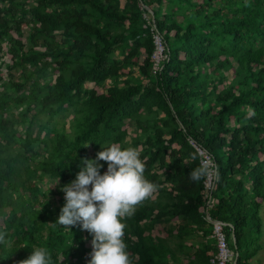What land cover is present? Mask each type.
Masks as SVG:
<instances>
[{
    "label": "trees",
    "instance_id": "obj_1",
    "mask_svg": "<svg viewBox=\"0 0 264 264\" xmlns=\"http://www.w3.org/2000/svg\"><path fill=\"white\" fill-rule=\"evenodd\" d=\"M1 61L0 264L34 247L88 264L92 237L55 224L64 194L40 183L69 184L111 144L137 149L159 185L122 221L133 264H212L207 215L251 264L264 235V0H0ZM197 148L219 169L213 205L188 177Z\"/></svg>",
    "mask_w": 264,
    "mask_h": 264
},
{
    "label": "clouds",
    "instance_id": "obj_2",
    "mask_svg": "<svg viewBox=\"0 0 264 264\" xmlns=\"http://www.w3.org/2000/svg\"><path fill=\"white\" fill-rule=\"evenodd\" d=\"M102 148L94 159H82L75 179L60 189L65 203L55 224L69 231L79 227L88 232L92 237L88 264H133L123 239L126 224L122 221L157 193L159 185L145 177L146 165L137 149L119 144ZM190 159L199 161L188 174L190 181L219 179L218 166L202 149L192 152ZM104 164L107 169L101 174ZM6 237V232H0V245H9ZM19 264H52L51 254L34 247Z\"/></svg>",
    "mask_w": 264,
    "mask_h": 264
},
{
    "label": "built area",
    "instance_id": "obj_3",
    "mask_svg": "<svg viewBox=\"0 0 264 264\" xmlns=\"http://www.w3.org/2000/svg\"><path fill=\"white\" fill-rule=\"evenodd\" d=\"M157 45L159 49L158 54L160 52V54L163 55L164 49L162 47V44L159 38H157ZM165 58L166 57L163 56V59ZM154 59H155V56H154ZM2 61L5 63H10V61L6 58V56L2 59ZM2 61L0 62V64L2 63ZM160 62L161 61L159 60L158 62H156L155 70L158 69ZM197 150L199 151L201 149L197 148ZM215 181L216 179L205 182L206 195L210 197V201H209L210 205H213L214 203V200L212 199V191L215 186ZM214 236L217 239L218 253H217V256L214 259H212L211 263L212 264H234L236 255L229 248L226 234L224 233V225L222 223L217 222L216 224H214Z\"/></svg>",
    "mask_w": 264,
    "mask_h": 264
},
{
    "label": "rangeland",
    "instance_id": "obj_4",
    "mask_svg": "<svg viewBox=\"0 0 264 264\" xmlns=\"http://www.w3.org/2000/svg\"><path fill=\"white\" fill-rule=\"evenodd\" d=\"M28 31H29V29L28 28H25V32L28 33ZM158 51H159V49L157 50V52L155 54V61L156 62H158V60L161 61L163 59V55L160 54V52L158 54ZM6 58L9 61H11L9 56H6ZM9 80H10L9 77H7V81H9ZM87 86H88V88H93V85H89L88 84ZM63 119H64L63 117L58 116L54 120V122L55 123H58V126L60 127V126H62ZM70 119L71 118L66 119L65 122L68 124ZM38 128H39L38 126H35L34 127V129H33V133L34 134H37L38 133V131H39ZM19 129L22 130V128H19ZM133 130H134L133 127L130 128L129 129L130 133H132ZM67 131L70 132V129L67 128ZM127 140H128V142H130L132 140V136L130 135L127 138ZM89 153H90V156H93L94 155V149L90 147L89 148ZM40 185L43 186V189L44 190H54V191H60V189L65 186V185L64 186L61 185L58 182H53V181L49 182V180L48 181L46 180V181L40 183ZM57 199H60V198H57ZM263 218H264V212H263ZM158 227H165V224H162V225H160ZM87 245L89 247H91V243L90 242H87ZM261 245H262L261 250L259 251L258 255L251 261V264H264V235H263L262 240H261Z\"/></svg>",
    "mask_w": 264,
    "mask_h": 264
},
{
    "label": "water",
    "instance_id": "obj_5",
    "mask_svg": "<svg viewBox=\"0 0 264 264\" xmlns=\"http://www.w3.org/2000/svg\"><path fill=\"white\" fill-rule=\"evenodd\" d=\"M145 9L153 16L154 15V12L152 11L151 8L145 6ZM207 218L208 220L214 225L217 223V221H213L211 219V217L209 215H207ZM218 223H222V222H218ZM223 224V223H222ZM224 225V224H223ZM230 228L233 229V226L232 225H229ZM233 238H234V241H236V238H235V235H233ZM238 259H239V255L237 254L236 257H235V261H234V264H238Z\"/></svg>",
    "mask_w": 264,
    "mask_h": 264
}]
</instances>
